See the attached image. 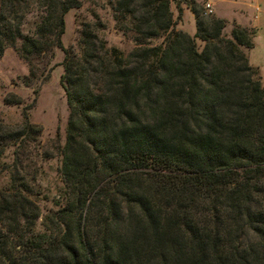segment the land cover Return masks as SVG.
Wrapping results in <instances>:
<instances>
[{
    "label": "trees",
    "instance_id": "1",
    "mask_svg": "<svg viewBox=\"0 0 264 264\" xmlns=\"http://www.w3.org/2000/svg\"><path fill=\"white\" fill-rule=\"evenodd\" d=\"M169 2H110L134 43L123 55L98 21L62 46L78 0H0V54L15 47L29 87L60 49L68 110L61 186L43 214L28 172L40 128L24 112L15 127L0 120V157L12 148L0 163V264H264V86L244 52L253 32L233 23L225 37L223 19L190 7V36L173 28Z\"/></svg>",
    "mask_w": 264,
    "mask_h": 264
},
{
    "label": "rangeland",
    "instance_id": "2",
    "mask_svg": "<svg viewBox=\"0 0 264 264\" xmlns=\"http://www.w3.org/2000/svg\"><path fill=\"white\" fill-rule=\"evenodd\" d=\"M78 1L80 6L69 9L63 16L61 44L64 48L75 46L82 23L95 24L97 21L101 23V28L96 30V34L106 46L115 47L123 55L133 48L131 38L122 35L114 27L110 6L112 0ZM205 3L210 4L209 13H204ZM190 7H194L205 20L212 17L223 19L225 26L221 34L225 37H229L233 23L251 29L253 46L244 52L248 64L256 70V76L264 86V0H170L173 28L192 36L195 26ZM26 19L27 22L22 26L24 32L31 28L33 20L31 16ZM161 40L162 37H156L148 43L157 45ZM195 42L200 48L202 42L197 38ZM62 57L63 52L54 49L53 56L47 61V76L26 87L22 83V77L27 75V67L18 57L15 47H6L0 54V120L9 127H15L23 122L24 112L29 123L40 128L37 148L31 154L28 172L33 173L35 178L38 194L35 200L41 214L46 209L55 207L54 199L61 186L57 169L68 115L64 92L59 84ZM11 150L12 148L6 149L0 157V163L12 161ZM6 180L7 175L0 177V187L5 185ZM40 217L36 221L37 229L40 228Z\"/></svg>",
    "mask_w": 264,
    "mask_h": 264
},
{
    "label": "built area",
    "instance_id": "3",
    "mask_svg": "<svg viewBox=\"0 0 264 264\" xmlns=\"http://www.w3.org/2000/svg\"><path fill=\"white\" fill-rule=\"evenodd\" d=\"M204 8H205L204 13H209V12L211 11V9H210V4H209V3H205V4H204Z\"/></svg>",
    "mask_w": 264,
    "mask_h": 264
}]
</instances>
